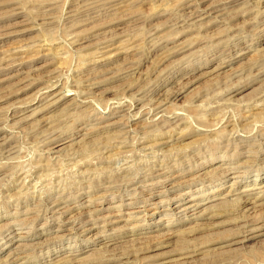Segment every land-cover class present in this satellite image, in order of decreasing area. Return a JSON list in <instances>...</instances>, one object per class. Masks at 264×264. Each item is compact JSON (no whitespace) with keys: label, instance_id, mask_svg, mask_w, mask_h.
Segmentation results:
<instances>
[{"label":"rangeland","instance_id":"rangeland-1","mask_svg":"<svg viewBox=\"0 0 264 264\" xmlns=\"http://www.w3.org/2000/svg\"><path fill=\"white\" fill-rule=\"evenodd\" d=\"M0 264H264V0H0Z\"/></svg>","mask_w":264,"mask_h":264},{"label":"bare ground","instance_id":"bare-ground-1","mask_svg":"<svg viewBox=\"0 0 264 264\" xmlns=\"http://www.w3.org/2000/svg\"><path fill=\"white\" fill-rule=\"evenodd\" d=\"M99 2H100V1H99ZM116 5H117V4H116ZM104 7H105V6H104ZM107 10H108V9H107ZM117 10H118V9H117ZM112 11H113V10H112ZM118 12H119V11H118ZM116 13H117V12H116ZM99 17H100V16H99ZM5 36H6V34H5ZM3 37H4V36H3ZM11 51H12V50H11ZM99 53H100V52H99ZM116 53H117V52H116ZM17 54H18V53H17ZM112 54H114V53H112ZM106 60H107V59H106ZM101 62H102V61H101ZM56 151H57V150H56ZM56 151H55V152H56ZM53 152H54V151H53ZM55 152H54V153H55ZM51 153H52V152H51Z\"/></svg>","mask_w":264,"mask_h":264}]
</instances>
